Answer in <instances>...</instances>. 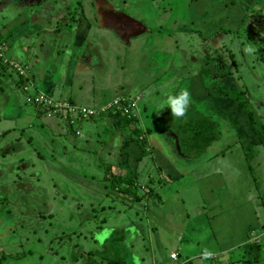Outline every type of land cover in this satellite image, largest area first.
<instances>
[{
	"label": "crops",
	"instance_id": "0c3cea01",
	"mask_svg": "<svg viewBox=\"0 0 264 264\" xmlns=\"http://www.w3.org/2000/svg\"><path fill=\"white\" fill-rule=\"evenodd\" d=\"M19 1H14L10 5L12 3L10 0H0L2 56L5 55L6 59L20 65L26 74L25 77H19L9 69L15 75L13 80L10 76L3 75L0 69V123L4 124L0 128V264H17L16 259L10 260L8 257L19 259L22 253L21 245L28 253L30 252L14 231V226L20 230L31 229L28 222L30 217L20 223L19 219H14V215L15 213L21 217L46 215L48 209L46 200L49 201L51 197L46 194L45 188H40V181L44 182L46 177L53 174L47 172V169L52 170L47 164L48 158L52 160L50 165L57 167L58 162L62 160L67 162L76 152L93 151L95 156L97 150L99 158L104 161V168L111 167L104 173V189L119 192L120 197H115L121 203L133 201L129 192H136V195L141 196L138 203H141L139 208L142 215H146L149 214L148 208L154 200L152 196L160 201L162 199L159 207L154 205L157 213L150 217L151 224L148 223L146 229L150 236L158 233L160 241L168 242L169 246L171 245L170 241H167V236L170 237L168 240L172 241V247L167 255L169 257L171 253L175 254V259H170L171 262L263 264L264 208L261 209L257 202L264 197L259 196L260 193L253 185V181L249 183L251 184L249 191L243 193L245 181L242 179V183H239L238 179L241 176L239 161L247 159L243 154L244 150L247 151L250 149L249 146H252L247 144L245 136L250 137L254 145H264L262 141L260 142L258 134L259 131H264V125L260 123L255 125V119L246 108L248 105L246 99L248 98L251 105H254L255 111L263 107L264 103L257 97L253 101L249 97L239 100L234 97L233 93H241L240 81L243 79L238 74L234 77L227 72L228 67L223 59L230 62L232 57L238 54L241 70L252 75V82H255L256 88L264 86L261 85V82H264V59L261 58L260 70H257V73L251 65L254 60L258 61L257 54L264 55V0H209V9H213L209 19L221 21L228 30L222 31L216 41L211 39V43H206L207 39L213 37L211 35L207 38L205 35L202 39L200 52L204 51L201 54L203 58L219 54L212 69L207 72L209 76L206 80L191 82L188 73L190 66L186 60L194 62L193 65L198 63L193 57L194 51L186 52L184 48L179 47V43H172L171 48L174 47V51L169 59L172 63L168 68V75L172 73L171 79L175 81L173 80V84L169 86L171 88L168 89V94L178 93L181 89L180 83H186L185 88L192 97L191 105L200 106L199 111L189 107L186 115L188 120L191 119L194 125L198 120H211L215 124V131H207L211 135L213 133V141L205 148L196 138V131H192V121L191 124L184 122L176 126L175 129L178 131H192L190 147L188 140L182 139L180 144L185 148L178 151H175L167 131L162 134L155 131L151 134L142 123V117L151 111V108L153 117L164 120L163 124L165 121L169 124L173 117L168 109L162 114L156 111L159 102L154 100L148 89L140 86V81L131 74L135 73L139 66L134 62L136 56L139 57L141 53V49L137 50V47H143L145 43V40L144 42L138 40L141 37L139 34L149 33V29L141 21L135 19L119 37H110L102 32L95 19H91L83 12L84 6L76 2L74 7L79 10L80 17H77L76 11L73 10L72 13L76 14V17L74 19L70 17L66 23L61 24L63 26L61 29L55 25L51 26V21H48L49 18L45 15L33 13L32 7L24 3L26 0H21L23 4L17 7ZM39 2L42 3V0ZM193 2L195 3V0ZM47 4L39 8L44 14L50 15V10L61 7L56 1H49ZM190 18L189 12L185 11L176 24L175 21H171L173 27L170 30L175 35L174 42L179 40L183 46L188 44L186 33L192 34L191 30L194 27ZM240 29L242 34H246L244 37L247 40L249 38L254 42L257 52L251 53L254 60H248V54H244L246 47L251 43L246 40V45L244 43L242 46L236 42L240 39L233 37ZM222 34L227 36L223 37ZM116 39L124 40L123 53L109 52L111 42L115 46L118 45ZM76 45L79 46V50L81 46L86 47L87 51H78L74 48ZM206 48L208 50L205 51ZM104 50L108 53L102 56L101 52ZM64 52L69 60L65 63L59 60L57 62L56 59ZM84 52L87 53L86 57ZM118 55H123L124 60L127 59L126 62L117 63ZM115 56L116 59H112ZM95 58L98 61H92ZM192 68L199 69L196 66ZM197 72L204 73L205 70L200 69ZM248 73L245 75L250 78ZM28 84L33 94L45 93L52 100H66L74 106L96 111L106 109L75 127L66 126L69 127L66 131V127L56 120L58 118H46L39 109L27 105L20 90L22 86ZM194 94L198 95L195 97ZM117 98L123 99L124 102H135L134 118L128 119L121 115L119 110L108 106ZM141 98L147 105L141 104V107H138L137 103ZM235 111L239 113L237 117L233 116ZM257 115V119H263L262 113ZM5 129L7 130L3 131ZM233 131L240 132L241 138L232 135ZM94 142L97 146L93 148ZM145 155L150 158V166L146 170L144 166L138 171V163ZM249 158L252 165L246 164V169L247 166L248 169L252 167L257 169V176L261 175L264 179V156L254 154ZM112 177L118 178L121 185L114 187L110 183ZM185 177L188 178V184L194 187L195 196L199 201L194 210L185 213L186 223L183 228L189 237L182 236L179 239L177 234L173 236L171 233L165 238V229H162V221L157 215H161L168 195H164L163 198L152 195L153 190L147 188L145 184L154 181L155 185L162 186ZM55 183L60 186L58 182ZM155 189L153 194H157L158 188ZM262 192L264 193V190ZM4 202L7 203V208L3 206ZM90 210L95 209L90 207ZM11 226L12 231L8 230ZM177 239L185 242L184 248L180 246L181 243L176 242ZM18 240L20 241L17 242ZM18 243L21 244L20 247ZM151 246H154L153 240L149 247ZM163 253L158 261H166V255ZM4 255L8 256V259ZM151 255L150 264H161L154 260V254ZM47 261L44 262L40 258L38 263L24 261L22 264H51L49 258ZM115 263L117 262L112 264Z\"/></svg>",
	"mask_w": 264,
	"mask_h": 264
},
{
	"label": "rangeland",
	"instance_id": "374dc122",
	"mask_svg": "<svg viewBox=\"0 0 264 264\" xmlns=\"http://www.w3.org/2000/svg\"><path fill=\"white\" fill-rule=\"evenodd\" d=\"M10 1L12 2L10 5H12L13 2L17 0ZM49 1L60 3L58 6L61 5V7H58L57 10H50V15L48 13H46V15L41 12L39 8L46 5ZM193 1L194 0H42V3L38 1L36 4H33L31 0H27L25 4L31 6V10H33V13H36V15L41 14V16L45 15V17H48V21H51V26L55 25L62 29L63 26L61 24L66 23L70 17L73 19L76 17V14L74 13L75 15H73L72 13L73 10L76 11L77 17L79 16V10L74 6L76 2L81 3L84 6L83 12L91 19H95L99 28L103 30L102 32L110 37H119L121 35L120 33H124V30H126L128 26L130 27L129 23L133 22L135 19L141 21V23L149 29V33L139 34L141 37L138 40H143V42L145 40V43L143 47H137V50L141 49V53L139 57L136 56L137 59H135L134 62L139 66L135 73L131 72V74L137 78L136 80L140 81V86H145L148 89V93L154 96V100L159 102L161 97L163 98L168 94V89L171 88L169 86L173 84L172 81H175V79H171L172 77L170 75L172 73L168 75V68L171 67L170 64L172 63L169 59L174 51V47L171 48L173 45L172 43H179V47L184 48L186 52L190 51V53H192L194 51L193 57L198 63L193 65L194 62L186 60L190 66L188 73H190L192 83H196L200 79L206 80L216 58H219V54L210 55L206 58L202 57L203 55L201 54L204 52H200V46L203 44L202 39L205 38V35H207L206 38L209 37L208 35H211L213 37L210 36L211 38L206 40V43H211V39L216 41L215 39L219 37L220 33L228 29L223 26L221 21L215 22L214 19H209L210 13L213 10L209 9V0H195V3ZM22 4V2H19L17 7ZM1 9L2 6H0V11ZM55 11H57L56 14ZM185 11L189 12V18L191 17L190 19L193 20L194 27L193 30H191L192 34L191 32L186 33V39L188 38L186 42L188 44L183 46L179 40L174 42L175 35L170 28L173 27L171 21H175L176 24L177 20L185 14ZM134 29L135 27H133V30ZM93 30L96 31L95 28ZM139 35L137 37H139ZM222 35L223 37L227 36L225 34ZM245 35L246 34H242V30L240 29L236 34L234 33L233 37H238L240 40L236 42L244 46L247 40V38L244 37ZM125 38L124 36V39ZM115 41L118 45L115 46L113 42H111L110 46L111 44L112 46L109 48V52L111 51L112 54H115L116 51H121V53H123L124 40L116 39ZM247 41L255 48L254 42L249 38ZM74 48H77L78 51L87 49L81 46L79 50L78 45ZM206 50L208 49L206 48L205 51ZM215 51L218 52L217 49ZM248 51L244 53L248 54L247 59L254 60V56L251 54L252 50ZM107 53L108 52L104 50L101 52V55L104 56ZM83 54L85 55L84 57L87 56L86 52ZM262 54L260 56L257 54L258 61L256 62L254 60L251 63L255 73H257V70H260V60L261 58L264 59V55ZM117 57V63L126 62L127 60H124L123 55H118ZM112 59H116V56ZM176 59L178 58L176 57ZM1 60L9 61L5 58V55L2 56ZM58 60L65 63L69 58L64 52L56 59L57 62ZM92 61L95 62L98 61V59L96 60L95 58L92 59ZM223 62L227 64V72H230L234 77H237L238 74L243 79L242 82L240 81L241 93H233L234 97L238 100L249 97L252 101L257 97L264 103V86L256 88L255 82H252V75L246 71L250 77L248 78V76H246L247 73L241 70L239 67L241 64L240 56L236 54V56L234 55V57H232V61L229 62V60L223 59ZM193 66L199 67L198 70H205V72L198 73V70L192 68ZM0 69L3 75H8L14 80L15 75L9 70V67L0 64ZM112 75L113 74H111V76ZM195 75L197 77H195ZM168 77H170V79H168ZM180 84V88L187 87L186 83L183 84L181 82ZM262 84H264V82H261V85ZM27 90L28 95H33L29 88H27ZM20 91L22 92V90ZM196 92L199 93L198 90ZM23 95L25 97V94ZM194 95L196 97L198 94ZM247 99L246 103L248 105H246V108L251 112L250 116L255 119V125H259V123L260 125H264V105L258 111H255L256 108L254 105H251V102ZM137 104L138 107H141V104L147 105V103L143 101V98H141ZM155 106L156 105H154V107ZM191 108L194 111L196 109L198 111L200 110V106L198 105H191ZM151 109L153 110V108ZM92 110L94 111L95 109ZM39 111L44 114L43 109H39ZM151 111H148L147 114L142 117V123L150 130L149 132L151 134H154L155 131H159V134L167 131L169 140L173 142L175 151H178L180 148H185V146L180 144L182 139H187L190 147V140L192 137L190 134L192 131L183 132L175 128L176 126L182 125L184 122L191 124V119L188 120L186 116L182 119L172 118L169 120V124H167L166 121L163 124L164 120L153 117ZM258 113H262V120L257 119ZM44 115L46 118H49L46 114ZM238 115L239 113H236V111L233 112L234 117ZM222 116L226 117V115ZM91 118L92 117L83 118L81 121H75L72 124L59 118L56 120L61 122L64 127H75L78 123L85 120L87 121ZM207 119L209 120V117ZM2 126H4V124L1 122L0 128H2ZM69 127H66V131ZM6 130L7 129L3 131ZM9 133L11 134V132ZM258 134L260 135V142L262 141L264 144V131H259ZM232 135L240 137L241 133L233 131ZM245 138L247 144L252 146H249L250 149L247 151L244 150L243 154L247 159L239 161L241 168L239 172L241 176L238 182L242 183V179H244L243 193H246L249 191L248 189H250L251 184L249 183L253 181V185L260 193L259 196L264 197V193L262 192L264 190V179H262L261 175L257 176V169L253 167L248 169V166L246 169V164L249 166L252 165L249 156L254 154L264 156V145H254L255 143H253L250 137L245 136ZM95 146H97V144L94 142L92 147L94 148ZM242 146L246 147V145ZM93 155V151L87 153L76 152L67 162L63 160L58 162L56 165L57 167L50 165L52 160L48 158L47 164L52 170L47 169V172H53V174L46 177L44 182L40 181V188H45L44 191L51 197L49 201L46 200V207L48 208L46 215L25 217H21L17 213L14 215V219H19L20 223L23 222L24 219L30 217V221L28 222L31 225L29 227L31 229L23 228V230H20L14 226V231L18 239H21V243L25 247L27 246L30 252L28 253L27 249L18 243L19 247L21 245L20 250L23 253L19 255V259L6 255H4V257L11 258L10 260L16 259L17 264H22L24 261L38 263L40 258H42L44 262L49 258L51 264H109V261H112V263L116 261L117 263L115 264H150L151 254H154V260L158 261L162 258V253L164 252L163 254L166 255V261L158 262H161V264H175L171 262L167 255L172 247V241L168 240L170 237L167 236V241H170L171 246H169L168 242H165V245L164 241H160L157 237L158 233L151 234L150 236V232H147L146 229L148 223L151 224L150 217L157 213L155 207L160 206L162 199L160 201V199L157 200L155 196H152L154 200L151 201L152 205L148 208L150 210L149 214L146 213V215H142V211L139 208L141 203L133 201L121 203L115 197H120L119 192H115V194L114 191L104 189V173L108 172L111 167L107 169L104 168L105 164H103L104 161L99 158L98 150L95 156ZM144 166H146L145 170L150 166V158L148 155L141 158L138 163V171L144 168ZM56 170L57 172H55ZM259 170L261 174V169ZM66 171L67 173H65ZM60 173L62 174L59 175ZM55 182H58L60 186ZM47 184H49V186H47ZM145 185L147 188L153 190V193L156 191L155 188H158L157 194L152 193V195H159L161 198H163L164 195H168V200L165 201V205L163 209H161V215H157L162 221V229H165V238L166 235H170L171 233L173 236L177 234V238L179 239L182 236L188 238L189 235L188 233H184L185 230L183 228L186 223L185 213L194 210L196 204L199 202L195 196L194 187L188 184V178L185 177L172 184H165L162 186L155 185L154 181ZM175 193L177 195H175ZM189 194L190 196H188ZM4 203H2L3 206L5 205L7 208V203ZM257 204L263 209L264 198L260 199V202H257ZM90 207L95 210L91 211ZM98 209L103 210L99 211ZM168 210L169 212H167ZM147 215L149 217L148 219ZM14 223L16 225V222ZM25 226L28 227L29 225L25 224ZM148 229L150 230V227ZM8 230L12 231V226ZM153 232L155 231L153 230ZM152 240L154 246L149 247ZM19 241L20 240L17 242ZM176 242L181 243L180 246L184 248V241L177 239ZM173 248L175 247L173 246ZM3 253H5V251H3Z\"/></svg>",
	"mask_w": 264,
	"mask_h": 264
},
{
	"label": "built area",
	"instance_id": "2783aa9c",
	"mask_svg": "<svg viewBox=\"0 0 264 264\" xmlns=\"http://www.w3.org/2000/svg\"><path fill=\"white\" fill-rule=\"evenodd\" d=\"M0 46V58L2 59V52ZM3 64H6L11 70H13L19 77H25V71L20 65L13 63L12 61H2ZM31 86L24 85L21 90L23 94H25V102L27 104L33 105L38 109H43L44 114L51 118H59L68 123H74L75 121H81L83 118H90L94 115H97L99 112L104 111V109H100L99 111L92 110L89 108L74 106L66 100L63 101H55L52 100L49 96L37 92L33 95L27 94V88ZM109 107H113L120 111L121 115L130 119L135 117V102H124L123 99L117 98L114 99L109 105ZM77 134V133H75ZM170 259H175V254H170Z\"/></svg>",
	"mask_w": 264,
	"mask_h": 264
},
{
	"label": "clouds",
	"instance_id": "9594fccd",
	"mask_svg": "<svg viewBox=\"0 0 264 264\" xmlns=\"http://www.w3.org/2000/svg\"><path fill=\"white\" fill-rule=\"evenodd\" d=\"M249 48L254 52L255 48L248 45L245 51ZM192 97L187 88H181L178 93H169L163 97L156 106V111L162 114L165 109L170 111V114L175 119H182L188 114V109L191 106Z\"/></svg>",
	"mask_w": 264,
	"mask_h": 264
},
{
	"label": "trees",
	"instance_id": "16d2710c",
	"mask_svg": "<svg viewBox=\"0 0 264 264\" xmlns=\"http://www.w3.org/2000/svg\"><path fill=\"white\" fill-rule=\"evenodd\" d=\"M38 1L39 0H31L33 4H36ZM19 2H22V1L20 0ZM26 2L27 0L24 3ZM0 64H2L1 58H0ZM2 65L7 66L6 64H2ZM193 123L194 122H192V125H191V128L193 129L192 131H196V138L198 139L199 142H201L202 147L205 148L207 144L213 141V136H212L213 133L211 135L210 133H207V131L208 132L215 131V124L207 120H198L195 122V125ZM204 137H206V139ZM110 183H112L114 187L115 186L118 187L121 185V181H119L118 178L115 179L114 177L111 178ZM129 194L131 195V198L133 199V201L135 200V202H139L141 200V196L136 195V192H131V193L129 192Z\"/></svg>",
	"mask_w": 264,
	"mask_h": 264
}]
</instances>
